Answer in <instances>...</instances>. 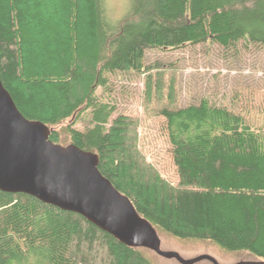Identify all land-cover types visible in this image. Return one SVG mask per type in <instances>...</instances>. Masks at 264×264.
I'll use <instances>...</instances> for the list:
<instances>
[{"label":"trees","instance_id":"obj_1","mask_svg":"<svg viewBox=\"0 0 264 264\" xmlns=\"http://www.w3.org/2000/svg\"><path fill=\"white\" fill-rule=\"evenodd\" d=\"M102 4L0 0V79L16 107L54 143L96 153L101 174L157 233L264 260V88L227 86L209 72L184 80L180 60L147 55L186 51L211 69L217 51L235 68L243 52H264V0H130L115 22ZM141 73L142 106L165 123L177 183L146 161L142 119L95 95L110 74ZM85 112L90 125L78 130ZM143 249L80 214L0 190V264H154Z\"/></svg>","mask_w":264,"mask_h":264},{"label":"water","instance_id":"obj_2","mask_svg":"<svg viewBox=\"0 0 264 264\" xmlns=\"http://www.w3.org/2000/svg\"><path fill=\"white\" fill-rule=\"evenodd\" d=\"M49 135L46 124L26 118L18 110L0 79L1 191L26 193L61 210L80 214L127 246L147 248L181 264L202 259L218 264L208 255L185 259L161 249L155 228L101 174L98 155L72 143H54ZM237 264H264V260Z\"/></svg>","mask_w":264,"mask_h":264},{"label":"rangeland","instance_id":"obj_3","mask_svg":"<svg viewBox=\"0 0 264 264\" xmlns=\"http://www.w3.org/2000/svg\"><path fill=\"white\" fill-rule=\"evenodd\" d=\"M102 6L106 19L115 22L128 11L130 0H103ZM147 55L148 58H159L163 61L180 60V66L184 67L181 72V77H183L184 80L188 79V81H193V79H197L200 83L206 76V74L203 73L209 72V75H217L212 77L211 80H214V82H221V84H223L222 82L224 81V84L227 83V86L228 82L240 80L242 82L253 83V87L264 88L263 51L243 52L239 58L232 62L235 68L231 63H228L230 61H222L219 58L220 53L214 51L210 56V61L213 63L211 69L205 68L202 64L197 65V63H201L202 61L193 62L194 58L190 56V52L188 53L186 51H176L168 54L150 51ZM147 76V73H141L137 76L125 78L122 76L113 77L110 74L108 75V86L97 87L95 95L101 102H108L116 105L117 110L124 115L130 117L137 116L142 119V123L137 126L136 132L139 145L142 146L146 161L152 163L155 169L159 171L161 177L172 183H177V174L172 162L171 145L168 141L165 123L161 118L152 120V118L147 117L142 106L143 92L145 87H147ZM242 76L246 77L240 79ZM207 77L210 76L207 75ZM259 79H262V81L259 82ZM210 85L214 86L213 83H210ZM259 91L264 97V91L260 89ZM184 94L185 91H183V95ZM115 116H117V114H112L110 120ZM89 125V114L85 112L76 123L75 128L84 130ZM57 128H60V126ZM158 236L160 238L161 249L176 252L185 259L194 258L203 254L215 258L218 264H237L241 261H256L255 257L249 254L228 253L219 246L209 242H183L162 231L158 232ZM143 251L154 264H181L174 258L162 257L150 249L144 248ZM193 264L213 263L207 259H202Z\"/></svg>","mask_w":264,"mask_h":264}]
</instances>
